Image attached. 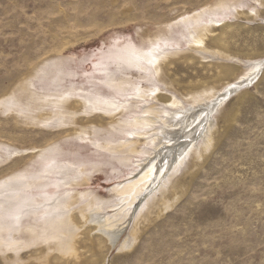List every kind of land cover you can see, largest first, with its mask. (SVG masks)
<instances>
[{
	"label": "rangeland",
	"instance_id": "1",
	"mask_svg": "<svg viewBox=\"0 0 264 264\" xmlns=\"http://www.w3.org/2000/svg\"><path fill=\"white\" fill-rule=\"evenodd\" d=\"M214 1L0 0V97L14 90L17 83L32 77L44 60L63 56L67 58L62 66L67 78L62 84L69 89L67 93L72 96L71 102L79 109L76 117L78 124L62 128L29 125L26 117L23 118L24 114L13 111L7 115L0 111V142L19 149H45L57 144L58 162L73 166L70 175L66 174L67 169H63V181L78 174L74 168L79 162L87 164L86 174H90V178L83 183L58 187L57 177L53 175L46 188L30 190L33 194L62 196L67 190L76 189L81 194L109 198L115 185L134 180L142 170L140 164L146 163L143 150L151 147L149 135H137L132 126L126 128L127 131L114 130L110 123L114 118L143 116L149 106L160 103L154 98L156 95H176L188 100L185 94L189 82L214 75L216 64L223 58L210 54L204 58L195 50V45L182 37L180 42L175 39L160 40V45L157 44L160 51L175 52L163 59L164 62L168 59L174 61L169 76H165L164 81V74L155 71L152 73L155 81H150L149 77L145 78L147 73L138 68L127 69L125 75L120 71L118 74L121 76L117 77H126L136 83V86H129L120 93L115 90L117 86L112 88L106 82L105 64L102 66L100 63L117 46L129 42L142 45L144 40L158 34L157 27L161 23L168 20L176 23L180 19L177 17H182L181 13L204 4L212 5ZM235 7L236 10L225 12L224 16L213 17L221 21L217 30L226 23L234 25V37L229 46L240 57L231 59L240 67L231 85L215 97H218L215 102L225 98L211 117L212 133L219 132L221 137L203 157H188L168 187L171 188L175 180L184 183L181 198L160 216L157 215V207L151 208L148 220H141L139 238L133 247L122 251L112 248L109 251L105 243L100 256L94 260L73 259L69 264H264V65L261 64L256 79L248 85L243 86L247 83L241 78L246 61H264V5L259 0H241ZM174 29L175 35H179L177 26ZM207 46L204 51L212 53L210 42ZM191 54L196 59L185 61L184 57ZM107 69L115 73L118 71L115 63ZM175 78L179 84L171 83ZM34 82L40 92L52 87L50 77H34ZM220 85L219 82L216 86ZM152 88L154 91L149 90ZM84 92L115 98L127 105L128 111L119 110L108 115L97 110L90 115L83 114L80 103H76H83ZM227 92L229 95H226ZM188 105L191 106L187 102L186 107ZM230 112L234 117L227 125L225 115ZM203 114L206 115V112ZM94 123L112 132L85 136L74 134L83 126ZM196 126L197 123L189 126L188 130ZM141 130L145 132V128ZM198 134L197 139L200 138ZM106 138L127 140L129 144L138 141L136 147L139 152L129 153L128 165H122L113 153L93 143L96 139ZM183 141L182 138L167 141L161 148L165 145L179 146ZM162 151L163 155L166 154V149ZM38 154L30 149L28 153L0 165V181L26 167L31 171L39 170L42 162ZM85 199L87 196L79 200V205ZM113 209L108 208L111 214ZM77 213L78 207L75 208ZM133 222L131 220L120 227L126 230L124 237L132 230ZM88 227L95 225L87 224L83 230ZM93 233L101 236L100 230ZM36 248L28 249L22 255L28 258ZM0 264H7L1 256ZM19 264L39 263L31 258Z\"/></svg>",
	"mask_w": 264,
	"mask_h": 264
},
{
	"label": "bare ground",
	"instance_id": "2",
	"mask_svg": "<svg viewBox=\"0 0 264 264\" xmlns=\"http://www.w3.org/2000/svg\"><path fill=\"white\" fill-rule=\"evenodd\" d=\"M239 2L241 0H215L212 5L200 6L201 9L203 8L200 11L197 7L181 13L182 17H177L180 19L176 23H171V20L161 23L157 27L158 34L146 41L144 38L142 45L129 42L124 46H117L104 57L100 64L102 66L105 64L103 70L107 71L106 82L112 88L117 86L115 90L119 93L128 89L129 86H136L134 81L126 77H117L118 73H124L127 69L134 67L143 70L147 73L145 78L149 77L150 81H153L152 73L155 71L164 74V81L169 76L174 61L168 59L164 62L163 59L175 52L165 53V49L160 51L157 47L160 40L166 42L175 39L180 42L182 37L195 45V50L203 54L204 58L210 54L223 59L216 64L214 75H205L198 81L189 82L185 94L188 100L176 95L170 97L156 95L154 97L156 100L166 104L151 105L145 110L143 116L134 119L114 118L111 123L109 122L114 130L127 131L126 128L132 126L137 135L148 134V143L151 145L143 150L146 163L140 164L142 170L134 180L115 185L110 190L109 198H102L95 194L90 196V193L81 194L76 192V189L67 190L62 196L48 193L33 194L30 190L46 188L51 183L50 176L57 177V186L60 187L63 184L71 186L81 184L90 178V174H86L87 164L79 162V165L74 168L78 170V174L63 181L65 175L63 169H67L66 174L70 175L73 166L58 162L57 144L45 149L30 148L39 153L37 157L42 162L40 169L31 171L29 167H26L0 181V256L5 263L19 264L33 258L39 264H69L73 259L94 260L100 256L105 243L108 244L109 251L112 248L120 251L131 248L139 238L141 220L144 219L143 222L148 220L151 208L157 207V215L160 216L163 211H169L175 206L184 192V183L175 180L171 188H168L169 184L189 156L203 157L221 137L219 132L212 133V118L213 113L218 111L225 102V98L222 97L215 102L218 98L215 97L227 85H231L232 78H235L240 68L231 62V59L232 57L240 59V57L229 46L234 37L232 30L234 25L226 23L217 30V24L221 21L216 20V16H224L225 12L236 10L235 4ZM259 3L264 5V0H259ZM255 11L256 9L252 12ZM214 16L216 19L213 18ZM176 26L180 31L179 35H175ZM208 42L213 49L212 53L204 51L208 49ZM184 58L187 62H193L196 56L191 54ZM65 59L67 58L59 56L44 60L32 77L25 78L16 84L14 90L0 97V111L6 114L13 111H17L15 114L18 112L24 114L23 118L26 117L29 125L51 128L77 125L76 117L79 109L76 108L75 103L72 104V96L67 93L69 89L64 88L62 84L67 78L66 70L62 67ZM112 63L118 67L117 73L107 69ZM261 64L264 65V61L245 62L241 78L247 84L243 86L256 79L260 72L259 68L262 67ZM38 76L50 77L54 89L49 87V90L40 92L34 82V77ZM219 82L221 85L218 87L216 85ZM171 83L179 84V81L175 78ZM149 90L154 91L153 88ZM82 95L83 103L76 104L80 103L83 114L90 115L97 110L108 115H113L119 110L128 111L127 105L121 104L115 98L103 97L99 93L84 92ZM226 95L229 93L227 92ZM187 102L191 104L190 107L189 105L186 107ZM204 112L206 115L203 114ZM233 117L234 114L231 112L225 115L227 125L232 123ZM195 123H197L196 128L188 130V127L194 126ZM91 126L85 125L74 134L85 136L89 133L112 132L101 124L94 123ZM143 128L145 132L141 130ZM197 133L201 134H198L199 139L196 137ZM181 138L184 141L179 146L165 145L161 148V145L166 144L167 141L173 142ZM128 142L127 140L114 141L110 138L93 141L95 145L108 150L110 154L113 153L122 165H128L129 153L139 152L136 147L138 141L131 144ZM30 149H19L0 142V165L28 153ZM163 149H166L164 155ZM165 157H168L166 162ZM84 196H87V199L79 205V200ZM77 207L79 213L75 214ZM108 208H114L112 214ZM131 220H134V226L128 236L124 237L126 230L120 227ZM90 223L95 227L83 230V227ZM99 230L101 236L94 235L93 231ZM35 247H37L35 253L28 258L22 255L26 250Z\"/></svg>",
	"mask_w": 264,
	"mask_h": 264
}]
</instances>
